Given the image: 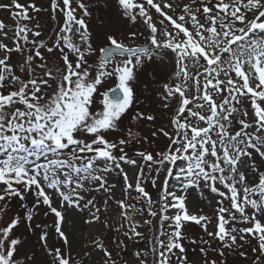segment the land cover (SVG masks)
I'll list each match as a JSON object with an SVG mask.
<instances>
[{"label":"snow or ice","instance_id":"snow-or-ice-1","mask_svg":"<svg viewBox=\"0 0 264 264\" xmlns=\"http://www.w3.org/2000/svg\"><path fill=\"white\" fill-rule=\"evenodd\" d=\"M116 4L114 17L92 26L85 0H0L15 25L0 20V264H38L25 239L35 230L45 264H81L64 227L77 218L114 232L121 251L125 241L147 244L120 264H192L188 222L220 242L210 259L190 241L202 264L248 259L246 245L251 264H264V0ZM41 12L56 22L47 41L34 23ZM162 67L175 71L165 78ZM205 190L212 217L189 212L191 192ZM28 196L31 208L8 216L7 201ZM41 211L54 217L53 236L33 228ZM54 237L60 247L49 246ZM92 253L93 264H117L103 243Z\"/></svg>","mask_w":264,"mask_h":264},{"label":"rangeland","instance_id":"rangeland-1","mask_svg":"<svg viewBox=\"0 0 264 264\" xmlns=\"http://www.w3.org/2000/svg\"><path fill=\"white\" fill-rule=\"evenodd\" d=\"M4 2H7V0H4ZM25 2L26 0H21V3H25ZM35 2L40 7H47L48 5V0H35ZM85 2L88 3L89 9L93 13L91 17L87 18V22L92 26L99 25L103 19L114 17L118 11L116 0H85ZM185 2H187V0H177V3H180L181 5L182 3H185ZM0 20H4L8 28H13L15 26L14 23L9 18V13L5 10H0ZM35 22L40 23L41 29H42V38L44 40L47 41L49 37L54 36V29L56 27V22L52 21L47 13L41 12L40 14H38V16H36L34 20V23ZM127 28L137 30V31L143 30L139 24H137L134 28L131 22L128 23ZM16 59L17 60L20 59L19 55L16 56ZM149 71L152 72L154 75L155 66L149 69ZM161 71L164 77L167 78L172 75L175 69L172 67H166V68L162 67ZM109 86H112L111 82H109L106 85V87H109ZM146 87H147V82H145L144 84H141L142 91ZM152 87L159 88L161 87V84H153ZM145 95H151V91L149 90L148 92L145 93ZM141 100H144V96L141 97ZM172 107H175V105H173ZM162 119L164 120L165 123H167L168 115L162 114ZM132 123L133 122L130 120L126 121V124L129 126ZM132 130L133 132L139 131L138 128H133ZM141 135H143V133H141ZM164 142H165L164 139L161 138L157 142V144L159 145L160 148H162L164 145ZM156 146L157 145H152V147H156ZM126 170L128 169L126 168ZM129 175L131 176V171H129ZM146 190L150 191V194L153 195V199L157 198L155 189L146 188ZM95 195H97V199H98L97 206L101 207L103 211L104 206H103L102 200L100 199L102 194L96 193ZM118 195H119V192H118ZM189 199L191 203L188 204V208L191 214H203V215L212 217L214 202L212 201V195L209 194L206 190L204 191L203 196H201L199 192L197 191H192L191 195L189 196ZM7 203H8V209H7L8 216H12L16 213H20L24 211V209L20 207L22 203H27L29 208H31L32 197L28 196L25 201H20L16 198H13L12 200H8ZM111 203L112 202L110 201V205ZM4 219H7V217L5 216V217L0 218V225L3 224ZM86 219H90V217H86ZM101 220L109 224L113 223V220L110 215H102ZM53 222H54V217L51 214L45 217L41 211L38 218L34 217L33 228L35 229V224L39 223L41 224V227L45 231L49 232L50 236H53V233H54V229L52 227ZM167 223L168 222H165L166 231H168ZM45 225H47L46 228L44 227ZM237 226L240 227L243 225H237ZM64 227L66 230V234H69L70 240L74 241V250L71 252V255L75 257L77 261H81V264H93V261L96 258L95 253H92L91 255H86L85 253L88 252L92 248L94 241L103 243L109 251H113L114 258L118 257L117 264H120V262L123 260L131 259L132 253L134 251L139 250L141 248H147V244L143 241L137 242V248H132L131 242L125 241V243L129 245V247L121 251L120 249L116 248V245L114 243V240H115L114 232L104 230L100 224H96V223H93L91 225L85 224L83 221L79 220L78 218L68 220ZM142 230L144 231L145 236L148 237V240L151 241L152 232L148 229H142ZM208 230L214 231V228L211 225H209ZM183 233H184V236L186 237L183 243L185 245V248L188 250V256L192 264H202V258L198 254L197 245L208 248L210 259L216 258L215 254L211 251V249L218 248L220 246V242L218 240H213L212 238L208 237L207 233L199 225L195 224V222H188L186 227L183 230ZM39 234H40V230H35L34 232L33 231L27 232L25 239H28L29 241V244H28L29 249L35 246V250L38 253V257H37L38 264H45V261L47 259H51V257H46L44 251L41 249L40 243L38 241ZM121 239H123V237H121ZM193 239L197 241V245H192L190 243V241ZM202 240H209L211 248H209V246L207 245H202L201 244ZM251 244L252 246H255V241H251ZM53 245L55 247L61 246L58 237H54L49 240V246L51 247ZM193 248H197L196 253L192 252ZM243 250H246L249 253L248 259L239 257L236 253H231L227 255L225 259L228 260L229 264H232V262H235V264H251V260L254 257L251 254L250 247L246 245L245 249Z\"/></svg>","mask_w":264,"mask_h":264}]
</instances>
